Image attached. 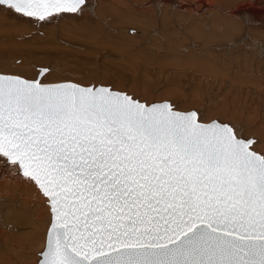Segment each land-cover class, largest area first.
Instances as JSON below:
<instances>
[{
    "label": "snow or ice",
    "instance_id": "1",
    "mask_svg": "<svg viewBox=\"0 0 264 264\" xmlns=\"http://www.w3.org/2000/svg\"><path fill=\"white\" fill-rule=\"evenodd\" d=\"M82 5L0 0V11L47 22ZM201 115L0 73V165L50 213L36 264H264V142Z\"/></svg>",
    "mask_w": 264,
    "mask_h": 264
},
{
    "label": "rangeland",
    "instance_id": "2",
    "mask_svg": "<svg viewBox=\"0 0 264 264\" xmlns=\"http://www.w3.org/2000/svg\"><path fill=\"white\" fill-rule=\"evenodd\" d=\"M207 1L209 0H205L204 3H207ZM224 1L215 0L211 5V10L209 9L210 11L206 12L210 15L195 20L197 25L191 22L192 25L195 24L194 29H196L193 34H202L205 39L198 35L199 38L196 39L195 37L192 40L191 34L187 30L186 33H183V26L187 27L189 25H181L177 17L169 20L173 27L165 28V33L170 32L172 34L175 32L177 39L174 38V42H167L163 33L162 35L161 33L157 34L156 28L161 27V24L164 26L163 21L162 23L160 22V25L156 23L155 29L152 30L156 32L155 35L154 32L149 34L151 29L146 31L141 26L133 24L128 28L134 31L139 30L140 32L138 35L133 36L135 39L133 37L128 39L129 45H126L127 47L124 46L126 49H121L122 54L117 51L114 53L112 45L109 46L110 44L100 42L97 35H95L97 40L95 44L97 46L88 41L84 43L85 47H82V49L76 45V41L72 40L69 42L70 29L66 26V29L64 30L63 27L64 31H61V27H58L57 16L51 19L54 21L52 33L55 35V40H51L50 36L44 37L43 34L48 35L49 28L43 27L44 30H39V25L42 22H33L27 18L15 17V21H25L22 23L26 29L24 30V35H22L23 33H18V36H14L12 40L6 39L7 36H3V32H0V73L16 74L33 79L38 76L39 70L37 67L45 66L47 67V72L40 77L45 83L71 80L82 84H103L148 102L168 100L178 110H198L202 114L201 119L203 120L218 119L234 126L237 125L238 128L244 130L246 136H253L264 142V69L257 66L256 61L258 60L254 50L242 48L243 43L233 48L234 44L232 45L231 43L235 38L244 36L242 34L246 32L248 35L246 42L251 48L253 43H258L264 47V27H260V25L248 26L244 21L228 15L230 8L244 2V0H236L235 4L228 3L227 8H224L227 5ZM0 13L5 16L8 12L0 11ZM65 14H67L66 16L77 14L76 16H79L78 18L80 19L85 15L84 13L80 15L79 13ZM65 14L61 15L65 16ZM91 14L92 16L95 15V13ZM214 14L228 19L232 18L235 25L239 23L238 27L236 25L237 28L230 34V38H222L219 35V33L221 34L220 31L224 30V26L218 21V23H213V25L219 24L217 26L221 28L220 31L215 29L214 36L212 35L213 33L209 32L212 38L207 40V32L210 29L211 31L213 30V25L210 23L209 29L207 27L209 21L204 26L202 24L206 23L208 18L213 17ZM158 15L153 14V17L151 15L150 17L155 18L154 16ZM189 17L190 19L197 18L192 13ZM24 23H27L28 26H24ZM0 25L2 24L0 23ZM30 27L31 29H29ZM101 27L108 32V28L104 24ZM239 27L240 31H238ZM128 28L122 29V32L131 36L135 34L134 31L130 33ZM251 29L253 30L251 31ZM7 30L8 28H6ZM104 30L103 32L106 33ZM114 30L112 28L110 35L109 33L106 34L108 36L116 35ZM237 31L239 32L238 34ZM241 31L243 32L241 33ZM255 32H260V37ZM71 34L74 37L78 35L75 30ZM125 34L124 36H126ZM187 37L189 40H187ZM219 43L227 46H221ZM181 44L182 46H180ZM102 46L106 47V49ZM129 46L131 49L128 48ZM199 47L200 49H198ZM30 49L33 50L34 56L30 55ZM90 51L91 54H88ZM262 52H264V49ZM247 81L251 82L250 85L253 82L256 83L253 84V88L245 90L241 88L240 83L243 84ZM259 84H263V86L258 88L260 90L257 91L256 86ZM207 109L209 111L212 109L211 112L213 114L211 112H208L209 114L206 113ZM213 110L219 114L214 113ZM2 167L4 168L3 165H0V171L7 168L3 169ZM8 169L11 170L10 168ZM11 172L13 171L11 170ZM1 186L2 183H0ZM3 187H5V192L9 196L7 195L0 199V227L1 230L8 233L12 232L16 237L20 236L21 247L10 248V251L14 253H12V256L11 254L9 255V249L5 251L2 249L0 251V264H36L39 259L37 253L43 246L40 242L44 241L50 222L48 206L38 194L35 186L21 177L16 179L15 175L14 177L10 175L9 181L4 183ZM11 213L14 214V218L10 217ZM40 216H43V220L40 219ZM0 246L2 247V245ZM4 257H10V259L8 258V261H5Z\"/></svg>",
    "mask_w": 264,
    "mask_h": 264
},
{
    "label": "bare ground",
    "instance_id": "3",
    "mask_svg": "<svg viewBox=\"0 0 264 264\" xmlns=\"http://www.w3.org/2000/svg\"><path fill=\"white\" fill-rule=\"evenodd\" d=\"M205 1V0H204ZM203 0H85V5H82V11H78L77 13L80 14H85L84 17L82 19L78 18L79 16H76L75 14H71L70 16H66L67 14L64 15H59L57 16V20H58V27H61V31H64L66 29V26L69 27V34H70V38H68L69 42L74 40L76 41V45L80 46L81 48L85 47L84 43L90 41L93 45H96L95 43H97L96 40V36L97 35L99 38L98 40L102 43H106V44H110L109 46L112 47V51L115 53L116 51L120 54H122L121 49L125 48L124 46L129 45L128 43V39H132L133 36L138 35V33L140 32L139 30L134 31L132 29H129L128 27H131L133 24L135 25H139L141 26L143 29H151V31L149 32V34H151L152 30H154L156 27V23L160 25V22L162 23V21L164 22V26H162L163 24H161V27L159 29L158 32V28L157 29V34L163 33L164 35V39L167 40V42H174V38L177 39V37L175 36V32L170 34V32L165 33V28H170L173 27L171 23H169V20H171L172 18L177 17V19L181 22V25H189V26H183L182 32L186 33V30L188 31L190 35V37L192 38V40L196 37L199 38L202 37V34H193L195 32L196 29H194L195 24H191V22L196 23L197 25V20L200 17H208V13H206L209 9L211 10V5L215 2V0H209L207 1V3H204ZM217 1V0H216ZM236 0H225L224 3H227L226 6H224V8L228 7V3L232 4L234 3ZM241 1V0H240ZM243 1V0H242ZM223 3V4H224ZM217 4V2H216ZM220 4V3H218ZM235 4V3H234ZM229 7H231L229 5ZM209 10V11H210ZM178 11V12H176ZM204 11V12H203ZM230 12L228 13V15H232L233 17H235L238 20H242L245 22V24H247L248 26H252V25H260V27H264V0H244V2H241L240 4H236L234 5L232 8H230L229 10ZM166 12V14L164 15V13ZM203 12V13H202ZM213 12V11H212ZM91 13H95V15L92 16ZM159 13V15H158ZM191 13L193 15H195L197 18L194 19H190V15ZM211 13V12H210ZM156 14L158 16H154L155 18H151L153 17L152 15ZM216 14V13H215ZM213 15V17L211 16V18H208V20L206 21V23H203L202 26H204V24H208L207 22L209 21V24L207 27H209L210 29V23H212L211 25H213V23H218L221 22L220 24L224 26V30L220 31V27H218L217 25H213L212 27V31L211 29L204 34H207L208 36H206L207 40H211L212 35H215V29L216 31H220L221 34L219 33V35L222 36V38H230V34L232 33L233 30H235L237 27L235 24H233V20L232 18H225V17H220V16H216ZM151 15V17H150ZM198 15V16H197ZM227 15V16H228ZM76 16V17H74ZM22 18V16H18L16 14H11V13H6L5 16L2 15V13H0V23L2 25H0V32L2 31L3 36H7L6 39H10L12 40L15 37H17L18 33H23L22 35H24V30L26 28L23 27V23L25 21L22 22H18L15 21L16 18ZM136 17V18H135ZM163 17V18H162ZM150 18V19H148ZM162 18V19H161ZM193 18V17H192ZM22 19H25L24 17ZM235 19V20H236ZM19 20V19H18ZM176 20V19H175ZM174 20V21H175ZM20 21V20H19ZM92 21V22H91ZM95 21V22H94ZM97 22V23H96ZM178 22V21H176ZM184 22V23H182ZM201 22V21H199ZM53 23L54 21L49 20L47 22H42V24H40V28L39 30H44L43 27L45 28H49V33L48 35L43 34L44 37H48L50 36L51 40H55V35L52 33V30H54L53 28ZM139 23V24H138ZM175 23V22H174ZM179 23V22H178ZM63 24V26H62ZM102 24H104L107 28H108V32H106L104 30V28H102ZM180 24V23H179ZM3 25H6L3 27ZM134 25V26H135ZM180 25V26H181ZM201 25V24H200ZM24 26H28L27 23H24ZM137 26V27H139ZM240 26V25H239ZM246 26V25H245ZM64 27V30H63ZM259 27V26H258ZM5 30H4V29ZM6 28H8V30L6 31ZM112 28L115 29L114 32L116 35H111L108 36L106 33L112 32ZM129 29L130 33L131 32H135V34H133L132 36L129 34H125L122 32V29ZM153 28V29H152ZM206 28V27H205ZM31 29V27L29 28ZM261 29V28H258ZM73 30H75V33H78V35L76 37H74L71 33L73 32ZM103 30L106 32L104 33ZM253 29H251L252 31ZM145 31V30H144ZM238 31H240V27L238 28ZM237 31V34L239 33ZM1 32V33H2ZM127 32V31H126ZM128 32V33H129ZM143 32V31H142ZM212 34H210V33ZM243 31H241L242 33ZM250 32V31H249ZM144 33V32H143ZM142 33V34H143ZM200 33V32H199ZM258 37H260L259 33L260 32H255ZM124 34L127 36H124ZM141 34V36H142ZM146 34V33H145ZM156 34V32H154V35ZM235 34V33H233ZM232 34V35H233ZM261 34V33H260ZM177 35V34H176ZM193 35V36H192ZM196 35V36H195ZM199 35V36H198ZM231 35V36H232ZM244 36H239L240 38H235L231 43L232 45L234 44L235 48L237 45H239L240 43L242 45V48L244 49H250V50H254L255 52V56L256 59L258 61H256L257 66L261 67L262 69H264V52H262V50L264 49V47H262L260 44L258 43H253L252 48L249 46V44L246 42V40H248V35L246 32H243ZM255 35V34H254ZM116 36V37H115ZM160 36V35H159ZM235 36V35H234ZM264 36V35H263ZM148 37V36H147ZM238 37V36H237ZM134 38V37H133ZM145 38V37H143ZM216 38V37H215ZM214 38V39H215ZM220 38V37H217ZM254 38V37H253ZM263 38V37H262ZM135 39V38H134ZM205 39V38H203ZM213 39V40H214ZM187 40L188 37H187ZM191 40V41H192ZM216 40V39H215ZM218 40V39H217ZM226 40V39H225ZM224 40V41H225ZM255 40V38H254ZM66 41V40H65ZM197 41V40H196ZM222 41V40H221ZM259 41V40H258ZM261 41V40H260ZM7 42V41H6ZM10 42V41H9ZM78 42V43H77ZM180 42V41H179ZM187 42V41H186ZM210 42V41H209ZM228 42V41H227ZM5 43V42H3ZM182 43V42H180ZM2 44V43H1ZM193 44V43H192ZM190 44V45H192ZM203 44H205L203 42ZM207 44V41H206ZM205 44V45H206ZM221 45V43H219ZM217 44V45H219ZM225 44V43H223ZM263 44V42H262ZM3 45V44H2ZM9 45V44H8ZM152 45V44H151ZM184 45V44H183ZM196 45V44H195ZM216 45V47H218ZM88 46V45H87ZM91 46V45H90ZM97 46V45H96ZM95 46V47H96ZM99 46V45H98ZM131 46V45H130ZM130 46L128 48H130ZM182 46V44L180 45ZM203 46V45H202ZM221 46H227V45H221ZM220 46V47H221ZM101 47V46H99ZM104 49H106V47L102 46ZM127 47V46H126ZM208 47V46H207ZM82 48V49H83ZM109 48V47H108ZM169 48V47H167ZM222 48V47H221ZM81 49V50H82ZM110 49V48H109ZM126 49V48H125ZM131 49V48H130ZM200 49V47L198 48ZM232 49V48H231ZM3 50V49H2ZM170 50V49H169ZM213 50V49H211ZM226 50V49H223ZM96 51V50H95ZM174 51V50H173ZM208 51V50H207ZM38 52V51H37ZM41 52V51H40ZM87 53V51H85ZM99 52V51H98ZM125 52V51H124ZM123 52V53H124ZM130 52V51H129ZM227 52V51H226ZM230 52V51H229ZM239 52V51H238ZM251 52V51H250ZM253 52V53H254ZM30 55L34 56L35 54L33 53V50L30 49ZM96 53V52H95ZM91 54V51L90 53ZM97 54V53H96ZM245 54V53H244ZM254 55V54H253ZM91 56V55H89ZM203 56V55H202ZM21 57V56H20ZM189 57V56H188ZM1 58V57H0ZM6 58V57H5ZM248 58V57H247ZM246 58V59H247ZM23 62V61H22ZM33 62V60H32ZM21 63V62H20ZM209 63V62H208ZM211 63V62H210ZM23 65V64H22ZM125 65V64H124ZM130 66V65H129ZM212 66V65H211ZM27 67V66H26ZM210 67V66H209ZM21 68V67H20ZM213 68V67H212ZM213 70V69H212ZM220 70V69H218ZM30 71V70H29ZM204 72V71H203ZM213 72V71H212ZM211 72V73H212ZM218 72V71H217ZM30 73V72H28ZM220 73V72H219ZM39 74V73H38ZM218 74V73H217ZM210 75V74H209ZM215 75V74H214ZM224 78V77H223ZM251 82H245V83H240L241 84V88H244L245 90H249L251 88H253V84H255L253 82L252 85H250ZM261 86H263V84H259L257 87L260 88ZM256 90V89H255ZM260 89H258L257 91H259ZM162 98V97H160ZM149 99V98H148ZM212 110V109H211ZM211 110L209 111V109H207L206 113L211 112ZM214 111V110H213ZM221 111V110H219ZM212 113V112H211ZM214 113H216L214 111ZM209 114V113H208ZM213 114V113H212ZM219 114V113H216ZM247 121V120H246ZM237 127V125H235ZM258 139V138H257ZM6 166H4L5 168ZM3 168V167H2ZM3 168V169H4ZM16 176V179H18V176L16 174H14V172H11V170L8 169V167L6 168V170L1 169L0 171V183H2V186L0 187V199L3 198L4 196H9V194H7L5 192V187H3V184L6 183L7 181H9V176ZM22 180V179H21ZM13 182V181H12ZM24 182V181H23ZM17 186V185H16ZM8 187V186H7ZM3 189V191H2ZM26 189V188H24ZM38 192V191H37ZM4 193V194H3ZM34 194V193H33ZM39 196V195H38ZM13 197V196H12ZM44 201V200H43ZM4 203V202H3ZM8 204V203H7ZM5 205V204H4ZM12 210V209H11ZM42 212V210H41ZM6 215V214H4ZM8 216V215H7ZM16 216V215H15ZM11 218H14V214L11 213L10 214ZM39 217V216H38ZM9 218V217H8ZM40 219L43 220V216H40ZM40 220V221H41ZM39 221V220H38ZM16 227V226H13ZM26 231V230H25ZM47 233V232H46ZM40 236V235H39ZM40 238V237H39ZM40 240V239H39ZM45 240V239H44ZM37 242V241H36ZM44 243V241H41L40 244L42 245ZM0 245H2V247L0 246V251H2V249L8 250L9 249V255L12 253L10 251V248L12 249H16L18 247H21V243H20V236L16 237L12 232H6L4 230H1L0 227ZM23 249V248H22ZM14 254V253H13ZM23 254V253H22ZM27 255V254H25ZM3 257V256H2ZM1 258V256H0ZM5 261H8V258L10 259V257H4ZM4 260V259H3ZM1 263V260H0ZM10 263V262H9ZM34 263V262H33ZM12 264V263H10Z\"/></svg>",
    "mask_w": 264,
    "mask_h": 264
},
{
    "label": "water",
    "instance_id": "4",
    "mask_svg": "<svg viewBox=\"0 0 264 264\" xmlns=\"http://www.w3.org/2000/svg\"><path fill=\"white\" fill-rule=\"evenodd\" d=\"M37 69L39 70V74H38V76L36 77V78H40L41 77V75H40V72H41V70L42 69H47V67H45V66H38L37 67ZM47 72V71H46ZM45 73V72H44ZM43 73V74H44ZM106 86H109V85H106ZM113 90H115V89H113ZM116 91H119V90H116ZM156 102H159V101H156ZM191 110H193V109H191ZM250 137H253V136H250ZM49 227V226H48Z\"/></svg>",
    "mask_w": 264,
    "mask_h": 264
}]
</instances>
